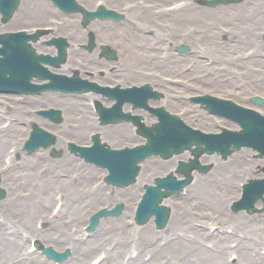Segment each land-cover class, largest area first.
Listing matches in <instances>:
<instances>
[{
  "label": "bare ground",
  "instance_id": "1",
  "mask_svg": "<svg viewBox=\"0 0 264 264\" xmlns=\"http://www.w3.org/2000/svg\"><path fill=\"white\" fill-rule=\"evenodd\" d=\"M24 1V0H23ZM27 4L26 7L28 9V16L30 19L36 20V21H43L45 18V15H47L49 11V7L42 3L39 0H26ZM164 1V0H163ZM31 2V3H30ZM157 2V1H156ZM219 11L217 10H202L199 12H196L195 14H185L184 18L182 15H179L176 17V21L179 23V21H183L185 19H191V17L195 18L192 20L193 22L197 23L200 27L206 26L204 23H202V18L210 15L213 17V15L217 14ZM216 17H213L210 20H214ZM256 26H260L262 22H264V15L261 18H256ZM2 28L0 24V29ZM239 38H241V34H238L235 30L233 31ZM253 34L255 35V38L250 39L249 41L252 43H255L257 45H260V40L257 35V31H254ZM219 37V35H217ZM216 37L212 43H217ZM220 38V37H219ZM143 39H148V37H143ZM83 40V39H82ZM220 44H222L220 40ZM40 48H45V45H37ZM51 50V49H50ZM80 50V49H78ZM78 55H81L80 51H77ZM173 62L168 65H164L161 62H158L157 65H161L163 68H165L168 71H171L173 68V64L175 61L178 60V63H181L183 61L182 57H173ZM93 62V65L98 66L99 61ZM140 62L144 64H149L144 58L139 59ZM103 62V61H101ZM120 64V62H119ZM69 65V64H68ZM67 67V66H66ZM130 78H133L132 75H129ZM216 84V83H213ZM49 100H55L57 103L64 104L68 107L69 112L66 115L67 118H70L72 115L73 108L70 107V105L79 103L77 99H70V98H59L52 95H47L45 97H42L38 100V102H46ZM46 105V104H45ZM80 110V106L78 108ZM69 122H65L63 125H61V128L69 134L73 139H78L79 137H85L86 128L80 127L78 130H74L71 128H68L70 125H68ZM130 129L129 124L127 123H120L119 125L113 126V130L117 136L124 137L123 135L127 133V131ZM15 127L9 134V137H14ZM104 137L108 135V132L104 130V128L101 129ZM122 139V138H121ZM6 137L0 136V159H1V152L2 147L6 143ZM188 153H183L181 155V158L185 157ZM66 160L63 162L64 164H61L62 168L63 166H72V159L73 157H70V155H66ZM214 158V157H213ZM217 159V158H214ZM171 163H175V159ZM221 163V162H220ZM259 164H263L264 161L258 160ZM155 165L153 161H148L146 165L144 166V175L146 176L148 172L152 170V167ZM39 165L37 163L31 164L27 169L22 170L25 171L24 174H18V175H12L7 176V182L9 184V202H10V208L3 213V220L6 222L13 223V221L18 217L20 220L18 222L21 223L22 226H29V220H32L33 218H44L46 219V222L50 224L49 229L46 231V233H41L40 235L44 240H54L55 244L58 246H62L66 249H70L72 251H75V256L73 261L69 264H85L87 260L89 259L88 256H92L94 251H100L101 248L100 245H103L105 242L111 239H106L108 236L114 235L115 241H118V244L115 246V249L112 252V255L109 256L105 252L99 253L100 256L105 257V259L100 264H151L150 261L146 262L144 259L147 257V254L144 256L141 254H138L137 256L133 257L130 255L131 251L132 253H136L138 251L137 248L141 249L147 244L155 243V238L158 236L151 234L154 232L151 228V226L147 227H141L139 231L137 232L138 240L131 239L129 236H126L127 228L125 227L126 223L124 222L125 216L130 211V205L131 201L133 200V196H135V188L131 190L129 194L123 193L121 191L116 192V203H123L126 205V209L124 211V215L122 217H111L107 220L102 221V229L101 231H98V234H101L99 237L90 239L87 242H78L77 236H79V233L81 231L82 226L86 222V216L92 214L98 207V205L103 201H108V198L104 196L103 193H98L97 195L93 194V190L90 189L88 191H85L83 188L86 186H89V180L92 179L96 172L93 171L91 168H84L80 177L74 178L70 177V181L60 180L58 178L57 168L60 165H57L56 163L50 167V172L48 175H50V178L52 179V182H50V179L48 183H41L39 187L32 188L30 185L28 186L25 182V178H34L36 179V175L34 173V168H37ZM75 169L76 166H72L68 168V171L71 170V168ZM55 170L54 174H51V171ZM4 171V169H3ZM10 171L9 173H11ZM156 173V172H155ZM56 175V176H55ZM157 175V174H156ZM55 177V178H54ZM54 179V181H53ZM222 184L225 185V187L232 186L231 180L227 177H224L222 180ZM63 188L65 191L70 192L69 196H82V193H91V195L87 198H82V200L79 201H67V197H65V200L62 201L61 198L58 199L60 202L62 201V206L59 210V212L51 219L47 215V207L52 205L56 200V196L54 195V192L58 188ZM193 189L195 188V185L191 186ZM84 190V191H83ZM83 191V192H82ZM18 192H21L20 195H18ZM232 194L234 192H231ZM194 194V192L192 193ZM42 196L37 198V196ZM198 195L201 196L202 202L200 210L205 211V213L209 214L210 211H212L214 208L221 212V222L227 223L229 218V213L225 209V204L227 203L224 199L213 196L209 193L208 185L205 183L204 186L202 185V189L198 192ZM223 196L226 195V192L222 193ZM201 200V199H200ZM166 203V202H165ZM85 205V207L83 206ZM0 206L4 207V203H1ZM69 207L68 213L64 216L62 213H66ZM84 207V208H83ZM174 210L176 211L173 218H171L169 222V227H175V238L172 241H169L167 245L163 248L159 247L158 243L157 246L151 245V249L148 252H154L153 258L156 260L158 259H164L167 260V264H264V259L259 260V256L256 257V254H253L251 250L248 249V246L241 247V245L234 251L229 252L226 251L222 247L221 241L223 238H219L218 241H215L213 244L216 245L215 248H211L209 250H206L204 246L205 244L201 243L199 239L196 237V240L191 239L189 242L187 241L185 235H182L183 231L189 229L195 231L194 233L197 234L200 238L204 236V233L202 231H199L195 226H191V220L187 219L186 217H190V213L192 211H189L190 209L188 207H185L186 214L184 215L183 207L177 206L173 204ZM20 210V213H19ZM62 215V216H61ZM202 219L208 220L207 217L202 213ZM61 216V217H60ZM231 218H233L234 221L238 219L239 222H243L245 218L242 214L239 215H230ZM73 222L74 226L79 225V229L76 232V236L69 234L66 231V223ZM17 223V221H16ZM16 223L13 226H16ZM243 223H239L238 226L240 228H245ZM178 226H180L178 228ZM58 232L57 235L52 233V230ZM12 228H9L11 230ZM3 230L0 232V264H12L16 258H18L19 253H21L25 245H23V242L21 241V238L19 235H8V231ZM169 231V230H168ZM194 234L193 232H187ZM83 235V234H82ZM81 236V235H80ZM153 236V237H151ZM40 237V236H39ZM155 237V238H154ZM219 237V236H218ZM217 237V238H218ZM207 237H203L202 239H206ZM130 245H135L137 248H130ZM131 246V247H132ZM253 246V245H249ZM106 248V247H105ZM104 248V249H105ZM256 248V247H255ZM144 249V248H143ZM257 249V248H256ZM255 249V251H256ZM264 249V248H262ZM22 250L21 252H18ZM145 250V249H144ZM26 251V250H25ZM145 253V252H144ZM25 254V252H24ZM180 256H185V259H181ZM88 258V259H87ZM152 258V259H153ZM19 264V263H18ZM20 264H37L34 261H24Z\"/></svg>",
  "mask_w": 264,
  "mask_h": 264
},
{
  "label": "rangeland",
  "instance_id": "2",
  "mask_svg": "<svg viewBox=\"0 0 264 264\" xmlns=\"http://www.w3.org/2000/svg\"><path fill=\"white\" fill-rule=\"evenodd\" d=\"M42 1V0H41ZM84 3H86L89 7H92V4H93V2H94V0H82ZM121 1H123V0H121ZM170 2V0H168L166 3H169ZM24 3V5H26V0L23 2ZM43 3V2H42ZM45 4H47L46 2H45ZM53 9H52V7L51 6H49V13L47 14V16H45V18H48V17H52L53 16ZM14 15H18V16H20V19L18 20V21H16V22H13L12 23V25L10 26V27H8V28H13V29H15V28H18V27H21V26H24V25H31V26H35V25H39V24H42V23H39V22H37V21H34V20H31V19H29V16L27 15V11H26V7L24 8V6L23 7H20L19 9H18V11H16L15 12V14ZM28 22V23H27ZM71 27L73 28V27H77L76 25H71ZM72 28H66L68 31H72ZM79 30H80V35H81V37L82 36H84V34H85V37H86V32H85V30H83L81 27H79ZM71 31H70V33H71ZM79 38L75 41L76 43H79ZM130 57L131 58H134V59H137L136 57H138V56H136L135 55V53L133 52V50L132 49H130ZM125 58H126V56H125ZM130 63H134V64H136V63H138L137 61H134V62H130ZM184 64H186V62L184 63ZM142 66V65H141ZM97 81H99V80H97ZM99 82H101V81H99ZM112 81H110V82H108L107 84H112L111 83ZM212 82H216L217 84H212ZM191 84H193V86L191 87V91L188 93V96H192V95H195V94H203V93H213V94H217V95H220V96H223V97H227V98H232V99H234V100H236V101H238V102H241V103H243V102H246L247 103V98H245V97H248V96H251V95H253V94H260V95H262V96H264V87H256V86H254V84L251 82V80L250 79H248L247 80V83H245V86L243 87V86H241L240 88H239V86H237V83L236 82H233L234 83V86H225V85H221L218 81H214L212 78H210V79H204L202 82H201V86H200V88L199 89H201V91H199L198 89H197V86H196V84L195 83H193V82H190ZM221 85V87H217V85ZM189 87L190 86H186V88H188L189 89ZM244 89H243V88ZM240 89H242V90H244V91H238V90H240ZM181 104H177V106L175 107V108H172V109H174V110H177V108L180 106ZM52 106H56V105H52ZM206 117V120H208V121H201V122H199V123H197V124H195L194 123V120H193V116H190L189 117V123H192V125L193 126H198V127H203L204 129H206V130H209V131H211V130H215L216 128H217V122H216V120L213 118V117H211V116H209V115H206V114H204ZM66 118V117H65ZM202 119H204V118H202ZM205 122H209V123H211L212 124V128H211V130L210 129H208V127H206V123ZM5 137H6V143L4 144V146L2 147V152H1V158L4 156V152L6 151V149L8 148L9 149V147H11L12 145H13V143H9V140L10 139H12V138H10L9 136H8V134L7 135H5ZM122 142H126V144H131L132 142H135L134 141V138L133 137H130L128 140H123ZM14 146V145H13ZM12 146V147H13ZM62 146V145H61ZM117 146H119L120 147V145H117ZM7 149V150H8ZM60 150H62V149H60ZM63 151V150H62ZM77 159V158H76ZM208 161H210L211 162V160H208ZM217 162V161H216ZM79 163H81V162H79ZM2 164V162H1V159H0V165ZM165 166V170H162L163 172H160V174H163V173H167V171L168 170H172V169H174V167L173 166H171V165H164ZM69 167H72V166H68V167H66V166H64V168H62L61 169V171L59 172L60 173V180H65L66 182H67V178H68V176L69 175H67L66 174V172L65 171H67L68 170V168ZM226 168H224V175H226L227 174V172H228V168L227 167H229V166H225ZM40 168V167H39ZM96 169H98V168H96ZM221 169V168H220ZM228 169V170H227ZM71 170H73V168H71ZM43 170H41V176H45V174H43ZM103 172V171H102ZM99 173L98 174V176H99V178L100 179H102V174L104 175L105 173L103 172V173ZM95 177H97V176H94V178L93 179H91L90 180V182L88 183V185H91L90 183L91 182H93L96 178ZM43 178H45V177H43ZM98 178V177H97ZM150 179L151 181H150V183L151 182H153V180H154V178L153 179H151L150 177H148V176H146L145 177V179ZM148 179V180H149ZM234 181H235V179H234ZM99 183H100V180H99ZM216 185V184H215ZM213 186L212 187V191H213V193L217 196V197H220V198H222V199H225L224 197H223V195H222V193L221 192H219V193H216L215 191H217V190H219V188L218 187H216V186ZM87 187V186H86ZM83 188L84 190H86L88 187H90V186H88L87 188ZM6 188L8 189V186H6ZM107 189V192H109V191H112V189L110 188V187H106ZM143 189H144V187H142L141 185L138 187V192L140 193L141 191H143ZM64 190V192H66V194L67 195H70V192H67V191H65V189H63ZM63 190H62V193H63ZM83 190V191H84ZM120 191H123V190H121V189H119ZM82 191V192H83ZM236 194H237V192H235ZM9 197V194H8V196L6 197V199ZM5 199V200H6ZM5 200H3L2 202H7V201H5ZM9 200V199H8ZM55 205V204H54ZM53 205V206H54ZM103 204H102V202H101V206H102ZM109 205V204H108ZM56 206V205H55ZM54 206V207H55ZM92 215V214H91ZM90 215V216H91ZM89 219V218H88ZM72 223V222H71ZM65 228H66V231L69 233V230H70V225H67V226H65ZM90 256H88V258H89ZM87 258V259H88Z\"/></svg>",
  "mask_w": 264,
  "mask_h": 264
},
{
  "label": "water",
  "instance_id": "3",
  "mask_svg": "<svg viewBox=\"0 0 264 264\" xmlns=\"http://www.w3.org/2000/svg\"><path fill=\"white\" fill-rule=\"evenodd\" d=\"M27 46L30 47L28 44H27ZM30 48H31V47H30ZM31 49H32V48H31ZM173 146H174V144H173ZM172 151H175V150H172Z\"/></svg>",
  "mask_w": 264,
  "mask_h": 264
}]
</instances>
